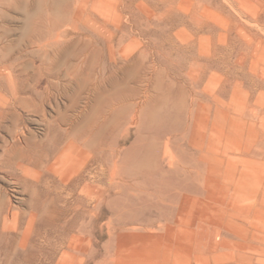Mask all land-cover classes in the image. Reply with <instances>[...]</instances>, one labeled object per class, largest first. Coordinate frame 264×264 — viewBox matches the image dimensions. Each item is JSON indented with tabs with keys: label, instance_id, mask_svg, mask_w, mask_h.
Listing matches in <instances>:
<instances>
[{
	"label": "rangeland",
	"instance_id": "rangeland-1",
	"mask_svg": "<svg viewBox=\"0 0 264 264\" xmlns=\"http://www.w3.org/2000/svg\"><path fill=\"white\" fill-rule=\"evenodd\" d=\"M0 57L79 60L57 102L105 171L65 261L264 264V0H0ZM28 237L3 230L0 264L38 255Z\"/></svg>",
	"mask_w": 264,
	"mask_h": 264
},
{
	"label": "bare ground",
	"instance_id": "bare-ground-1",
	"mask_svg": "<svg viewBox=\"0 0 264 264\" xmlns=\"http://www.w3.org/2000/svg\"><path fill=\"white\" fill-rule=\"evenodd\" d=\"M78 62L70 69L58 60H0V237L3 230L18 231V244L27 252L33 234L38 251L13 264H69L64 258L70 211L89 213L92 224L99 217V182L105 171L101 148L93 129L78 125L76 104L60 112L57 102L65 91L62 76H74ZM34 122L38 127L31 129L28 123ZM109 167L108 184L113 185L114 163ZM18 192L27 195L25 208L12 203V195L22 199Z\"/></svg>",
	"mask_w": 264,
	"mask_h": 264
}]
</instances>
